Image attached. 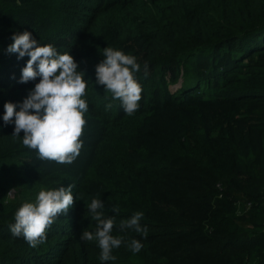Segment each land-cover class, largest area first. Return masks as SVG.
Returning a JSON list of instances; mask_svg holds the SVG:
<instances>
[{"label": "trees", "instance_id": "obj_1", "mask_svg": "<svg viewBox=\"0 0 264 264\" xmlns=\"http://www.w3.org/2000/svg\"><path fill=\"white\" fill-rule=\"evenodd\" d=\"M32 6V20L14 13ZM25 31L68 52L89 82L93 130L70 165L39 160L3 122L4 104L39 82L19 83L29 57L7 52ZM107 46L141 66L131 116L95 82ZM72 184L43 244L11 235L22 203ZM94 198L124 237L115 261L80 239L95 232ZM138 211L146 238L119 229ZM0 264H264V0H0Z\"/></svg>", "mask_w": 264, "mask_h": 264}, {"label": "clouds", "instance_id": "obj_2", "mask_svg": "<svg viewBox=\"0 0 264 264\" xmlns=\"http://www.w3.org/2000/svg\"><path fill=\"white\" fill-rule=\"evenodd\" d=\"M11 39L13 42L7 52L18 54V59L29 57L21 70L19 83L27 84L37 77L39 82L22 103L4 104L3 122L5 125L14 123L13 137H19L23 132V146L35 150L39 160L70 165L80 155L83 147L81 137L87 123L84 117L89 105L82 98L89 83L84 79L85 73L78 70V64L68 52L61 54L52 44L40 46L27 31L15 34ZM102 56L95 67L96 84L104 86V91L111 93L113 101H120L127 115H133L139 108L143 90L136 79L140 64L136 57L113 47H105ZM112 107V103L105 106L106 110ZM73 187L72 184L68 188L42 189L34 202L22 203L15 211V223L9 226L11 235L22 237L32 248L43 244L57 217L66 215L73 205ZM104 207L99 198L91 200L88 210L96 222L95 232L83 231L80 239L98 243L101 261H115L112 252L125 241L123 236L112 234L116 220L105 216ZM112 212L118 213V206L113 207ZM143 217L144 213L138 211L130 219L120 221V231L132 229L146 238L148 229L139 223ZM127 246L134 254L143 248L136 239Z\"/></svg>", "mask_w": 264, "mask_h": 264}, {"label": "rangeland", "instance_id": "obj_3", "mask_svg": "<svg viewBox=\"0 0 264 264\" xmlns=\"http://www.w3.org/2000/svg\"><path fill=\"white\" fill-rule=\"evenodd\" d=\"M14 13L16 15H18V17L20 16H23L24 20L28 19V20H32L34 18H37V8L36 6H32V7H26V8H23L22 10H19L18 11H14ZM51 23V20L47 22V24H50ZM173 115V114H172ZM86 125L84 127V134L83 135H87L89 133H92L91 131L93 130L92 128V123L90 121H87L86 120ZM84 154V152H83ZM83 155H80V157L82 158ZM9 196H13V191L10 192V195Z\"/></svg>", "mask_w": 264, "mask_h": 264}]
</instances>
